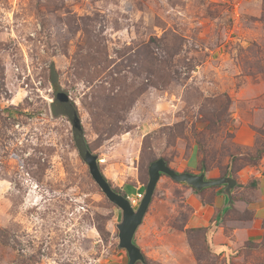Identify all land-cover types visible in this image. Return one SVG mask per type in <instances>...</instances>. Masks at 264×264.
Returning <instances> with one entry per match:
<instances>
[{"label":"rangeland","instance_id":"374dc122","mask_svg":"<svg viewBox=\"0 0 264 264\" xmlns=\"http://www.w3.org/2000/svg\"><path fill=\"white\" fill-rule=\"evenodd\" d=\"M51 64L115 192L160 158L236 181L219 221L223 187L161 176L145 264H264V0H0V264H127L121 211L51 114Z\"/></svg>","mask_w":264,"mask_h":264},{"label":"water","instance_id":"95a60500","mask_svg":"<svg viewBox=\"0 0 264 264\" xmlns=\"http://www.w3.org/2000/svg\"><path fill=\"white\" fill-rule=\"evenodd\" d=\"M73 141L77 154L86 164L93 181L105 197L121 211V222L117 225L118 247L126 252L128 258L127 264H136L138 262L145 264V257L136 246L133 239L147 213L161 176H166L177 184H184L194 191L223 187L221 194L225 199V204L219 213V221L222 220L224 213L228 211L232 205V190L236 186V181L232 176L229 175L219 179H207L204 171L199 174L188 172L178 173L169 168L166 161L160 158L154 160L149 165L148 182L144 187L143 197L139 201L137 208L134 209L128 198L115 192L103 176L98 165L97 156L92 154L89 150L81 128L75 131L73 130Z\"/></svg>","mask_w":264,"mask_h":264},{"label":"trees","instance_id":"16d2710c","mask_svg":"<svg viewBox=\"0 0 264 264\" xmlns=\"http://www.w3.org/2000/svg\"><path fill=\"white\" fill-rule=\"evenodd\" d=\"M48 78L52 89V102L50 104L51 114L54 117H64L71 124L74 131L81 128L75 104L69 98L68 93L61 87L58 72L54 68L53 64L49 67ZM143 191L144 188L135 192L133 188L126 187L125 195L126 197H129L135 194H142Z\"/></svg>","mask_w":264,"mask_h":264},{"label":"built area","instance_id":"2783aa9c","mask_svg":"<svg viewBox=\"0 0 264 264\" xmlns=\"http://www.w3.org/2000/svg\"><path fill=\"white\" fill-rule=\"evenodd\" d=\"M135 200L137 201V202H139L141 199H142V197H143V194H135Z\"/></svg>","mask_w":264,"mask_h":264}]
</instances>
